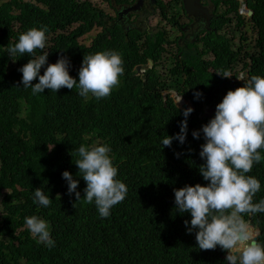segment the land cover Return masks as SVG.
Instances as JSON below:
<instances>
[{
  "label": "trees",
  "instance_id": "obj_1",
  "mask_svg": "<svg viewBox=\"0 0 264 264\" xmlns=\"http://www.w3.org/2000/svg\"><path fill=\"white\" fill-rule=\"evenodd\" d=\"M100 1L112 4V0ZM104 19L102 9L92 0H0V52L8 54L7 47L29 29H46L44 49H37L34 57H12L19 66L9 76L0 72V235L9 241V263L227 264L222 258L226 251L219 246L199 249L196 230L189 234L190 224H184L190 222V213L175 210L174 189L209 183L199 173V166L205 163L199 156L200 145L205 143L203 133L194 139L192 132L214 118L216 105L229 90L243 86L224 82L216 74L231 69L235 56L215 49L205 71L197 61L187 85L180 90L167 89L155 70L145 76L136 72L137 66L155 62L160 45L150 40L143 57L137 32L125 33L117 17L115 22L109 19L111 24ZM254 21L259 34L257 55L245 70L250 77H264V0L258 2ZM96 30L100 32L90 47L79 42ZM109 50L121 55L124 72L107 98L89 94L85 99L75 87L57 93L45 89L36 95L31 88H23L24 118L17 116L20 111L14 106L7 107V94L18 91V69L29 59L48 53L47 63L54 64L61 56L67 57L69 75L78 82L84 56ZM207 67L215 75L206 72ZM44 70L41 68L40 75ZM7 82L9 88L5 89ZM32 83H38V78ZM171 90L188 101L193 111L187 117L185 143L174 139L171 147H166L162 139L179 133L185 119L171 96L167 95V100L164 96ZM195 92L202 95L196 98ZM205 107L214 111L209 118L203 117ZM12 111L14 115H9ZM81 145H108L112 164L118 169L116 179L128 188L126 198L112 207L107 218L100 217L94 202L88 204L83 199L86 182L74 163ZM259 151L261 162L254 163L246 174L261 184L254 202L264 199V149ZM64 171L78 181L79 201L74 193H67ZM37 188L52 200L49 207L33 203ZM33 215L48 223L55 242L51 249L38 243L26 228L24 218ZM249 218L245 216L247 221ZM252 221L260 231L259 242L264 244V213L252 215Z\"/></svg>",
  "mask_w": 264,
  "mask_h": 264
},
{
  "label": "clouds",
  "instance_id": "obj_2",
  "mask_svg": "<svg viewBox=\"0 0 264 264\" xmlns=\"http://www.w3.org/2000/svg\"><path fill=\"white\" fill-rule=\"evenodd\" d=\"M45 32L43 28H32L22 33L18 42L7 47L9 57H34L37 49L45 47ZM47 56L48 53H44L38 58H31L18 69L22 73L23 88H31L33 95L43 93L45 89L57 93L61 88L72 90L75 87L85 99L89 98V94L96 99L107 98L119 86V77L124 72L118 52H98L84 56L77 82L69 75L70 61L67 57L61 56L56 63L48 64ZM45 65L47 67L40 75ZM208 72L215 75L211 70ZM216 74L230 78H223L224 82L243 86L229 90L216 105L214 118L202 125L201 130L192 132L194 139H199L200 132L203 133L205 143L200 145L199 156L205 163L199 166V173L209 183L206 186L185 185L174 189L175 210L181 214L190 213V222L185 220L184 224H190L187 227L189 234L196 230L195 240L199 249L215 250L219 246L226 251L228 264H264V244L257 239L260 231L253 221V226L258 230L245 219V216L264 213V199L254 202L261 184L255 177L246 175L251 172L254 163L262 160L259 150L264 149V77H250L245 68H236L233 72L231 69L223 70V73ZM37 78L38 83L33 84ZM170 94L177 98L174 100L171 96L176 106L184 100L173 90L164 93L166 100ZM201 95L200 92L194 93L196 98ZM188 106L182 112L185 119L180 122L179 133L165 136L162 146L171 147L174 139L180 144L185 143L187 117L193 111L190 103ZM207 108L210 107L204 110ZM110 152L108 145L91 148L81 145L77 152L79 158L74 162L79 176L86 182L83 199L88 204L94 202L102 218L110 216L112 207L122 202L128 192L126 184L116 179L118 169L112 164ZM62 177L67 181V193H74L76 201H79L78 181L68 171H64ZM33 203L47 208L52 200L41 188H37ZM0 206L2 214L1 203ZM24 219L26 228L38 243H43L49 249L55 246L45 220L35 215Z\"/></svg>",
  "mask_w": 264,
  "mask_h": 264
},
{
  "label": "flooded vegetation",
  "instance_id": "obj_3",
  "mask_svg": "<svg viewBox=\"0 0 264 264\" xmlns=\"http://www.w3.org/2000/svg\"><path fill=\"white\" fill-rule=\"evenodd\" d=\"M258 2L259 0H194L193 12L188 13L184 0H128V3L121 4L112 0V4L108 3L107 12L101 9L109 24L112 23L109 19L113 18L115 22L117 17V23L125 33L137 32L141 56H146L144 49L150 40L156 46L160 45L155 62L149 60L148 65L136 67L138 75L145 76L150 70H155L159 77L165 78V88L180 90L187 85V80L191 81L197 61L202 71H205L206 63L208 65L213 60L212 51L215 49L235 56L236 64L232 66L231 72L236 68L250 66L257 55L256 40L259 34L254 18L257 17ZM133 8H137V11ZM248 13H251L250 17ZM1 58L6 60H0V64L4 65L0 72L9 76L19 66V62L4 52H0ZM210 70L207 67L206 72ZM171 72H175V77H170ZM21 78L20 72L17 76V94H7L6 105L9 108L14 106L20 111L17 116L22 115L24 118L25 101L22 99ZM4 88H9L8 82ZM9 115H14V112ZM248 222L254 227L252 216ZM259 237L260 233L258 240ZM16 242L15 240L14 243ZM9 257V241L0 235V264H10Z\"/></svg>",
  "mask_w": 264,
  "mask_h": 264
},
{
  "label": "water",
  "instance_id": "obj_4",
  "mask_svg": "<svg viewBox=\"0 0 264 264\" xmlns=\"http://www.w3.org/2000/svg\"><path fill=\"white\" fill-rule=\"evenodd\" d=\"M194 0H184V2H185V7H186V9H187V12L188 13H190V12H193V5H192V2H193ZM221 1H229V0H221ZM134 9V11H137V8H133ZM128 13V12H127ZM249 17L251 16V13H248L247 14ZM150 65L152 66V63H150ZM174 100H177V98H174ZM177 106H178V108H180L181 110H184V109H186V108H188L189 106H188V104L186 103V102H184V100H181V102L180 103H178L177 104ZM206 113H204V118H209V117H211L212 116V114H213V109L210 107V108H207L206 110ZM226 255L227 254H225L222 258L223 259H225V257H226Z\"/></svg>",
  "mask_w": 264,
  "mask_h": 264
},
{
  "label": "rangeland",
  "instance_id": "obj_5",
  "mask_svg": "<svg viewBox=\"0 0 264 264\" xmlns=\"http://www.w3.org/2000/svg\"><path fill=\"white\" fill-rule=\"evenodd\" d=\"M81 1H84V0H81ZM94 2H95V4L98 6V7H100V8H102L103 9V11L104 12H107V9H108V3L107 2H102V1H100V0H93ZM99 30H96L94 33H92V34H88L87 36H84L83 38H81V40H80V42H81V44L82 45H85V46H87V47H90L92 44H91V42H92V40L94 39V37H95V35L96 34H98L99 32H98ZM98 32V33H97ZM42 68L43 69H45V67L44 66H42ZM166 75V74H165ZM163 79H165V78H163V77H161V80L163 81ZM170 96H172V98H174V94H170ZM180 103V102H179ZM188 105H189V103H188ZM2 212V209H1V206H0V213Z\"/></svg>",
  "mask_w": 264,
  "mask_h": 264
}]
</instances>
